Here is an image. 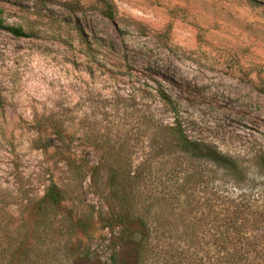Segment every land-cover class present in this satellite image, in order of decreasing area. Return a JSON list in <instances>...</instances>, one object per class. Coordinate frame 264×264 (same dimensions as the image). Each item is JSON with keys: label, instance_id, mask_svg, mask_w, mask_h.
<instances>
[{"label": "rangeland", "instance_id": "obj_1", "mask_svg": "<svg viewBox=\"0 0 264 264\" xmlns=\"http://www.w3.org/2000/svg\"><path fill=\"white\" fill-rule=\"evenodd\" d=\"M97 1L0 0V20L27 33L0 28V193L15 200L8 211L18 218L27 204L28 215L51 182L76 185L78 199L63 212L107 210V177L94 183L89 168L121 148L123 159L150 169L146 187L172 191L195 166L159 153L155 118L175 113L158 91L193 139L235 160L228 171L200 159L217 187L196 191L264 198V0H113L115 20ZM47 117L68 127L70 153ZM74 159L90 163L80 183ZM160 206L155 215L172 212L187 237L191 205ZM112 239L107 228L89 243L101 264L127 257L115 262Z\"/></svg>", "mask_w": 264, "mask_h": 264}, {"label": "trees", "instance_id": "obj_2", "mask_svg": "<svg viewBox=\"0 0 264 264\" xmlns=\"http://www.w3.org/2000/svg\"><path fill=\"white\" fill-rule=\"evenodd\" d=\"M97 5L104 16L116 19L113 0H98ZM0 28L15 36H27L23 27L3 20ZM158 93L175 113L171 121L155 118L154 138L159 143V153L167 149V153L177 156L178 162L187 158L194 163L195 171L173 183L174 191L156 192L153 187H146V181L151 180L148 166L123 159L121 148L109 152L112 159L104 156L89 168L94 183L98 184L103 175L107 177L105 211L97 208L63 212L67 203L78 199L75 183L72 187L51 182L43 196L33 201L32 212L26 214L25 204L18 218L8 211L14 198L0 193V264H101L89 243L107 228L113 235L115 262L121 254L127 256L120 260L121 264H264V198L218 190L206 195L197 192L200 187H217L200 159L228 171H232L235 160L210 144L193 139L170 96L163 91ZM46 125L70 153V135L64 121L47 117ZM261 161L264 163V157ZM68 163L73 178L80 183L87 176L85 167L90 163L85 159L79 164L75 159ZM164 203L191 205L186 211L188 218L182 219L187 237L178 235L170 219L174 217L172 212L162 214L164 219L155 215V208Z\"/></svg>", "mask_w": 264, "mask_h": 264}]
</instances>
